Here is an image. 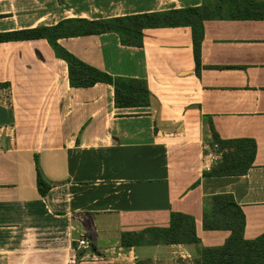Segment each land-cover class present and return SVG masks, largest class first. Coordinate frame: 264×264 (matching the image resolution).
Returning a JSON list of instances; mask_svg holds the SVG:
<instances>
[{
    "label": "crops",
    "instance_id": "0c3cea01",
    "mask_svg": "<svg viewBox=\"0 0 264 264\" xmlns=\"http://www.w3.org/2000/svg\"><path fill=\"white\" fill-rule=\"evenodd\" d=\"M246 1L256 18L203 21L198 74L187 26L144 29L140 46L111 32L58 40L113 77L144 80L146 107L116 108L108 84L70 87L44 39L0 43V264H198L230 234L202 227L217 194L241 208L245 240L264 234V0ZM203 2L0 0V32ZM210 124L223 140L254 141L244 175H204L221 157ZM35 157L53 184L45 198ZM171 212L193 217L198 243L121 246L124 232L168 227Z\"/></svg>",
    "mask_w": 264,
    "mask_h": 264
},
{
    "label": "trees",
    "instance_id": "16d2710c",
    "mask_svg": "<svg viewBox=\"0 0 264 264\" xmlns=\"http://www.w3.org/2000/svg\"><path fill=\"white\" fill-rule=\"evenodd\" d=\"M203 1L199 7L93 21L66 19L53 26H37L30 29L0 32V43L44 39L55 56L65 61L70 87L87 88L96 83L108 84L113 88L116 108L146 107L149 105V92L144 80L113 77L78 59L63 48L58 40L111 32L118 35L123 45L140 46L144 29L187 26L191 29L195 71L198 74L201 67L200 47L204 20L223 16L230 18L257 17L254 16V10L246 0ZM252 13L254 14L251 16ZM210 131L212 143L221 152V157L216 165L204 175L210 177L244 175L253 161L254 141L248 139L223 140L217 135L211 124ZM35 165L37 191L42 198H45L53 184L45 178L40 170L37 157H35ZM210 200V209L204 213L202 218L203 229L227 230L230 234L222 246L202 248L198 264H264V234L254 240L243 238L244 214L232 195L217 194ZM196 243H198V238L195 233L193 217L180 212L170 213L168 227H149L137 232H124L120 240L123 247Z\"/></svg>",
    "mask_w": 264,
    "mask_h": 264
},
{
    "label": "built area",
    "instance_id": "2783aa9c",
    "mask_svg": "<svg viewBox=\"0 0 264 264\" xmlns=\"http://www.w3.org/2000/svg\"><path fill=\"white\" fill-rule=\"evenodd\" d=\"M89 247V243L86 239L82 238L80 240L77 241V248H88ZM68 264H76V259L74 257L70 258L68 260Z\"/></svg>",
    "mask_w": 264,
    "mask_h": 264
}]
</instances>
